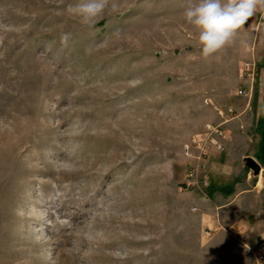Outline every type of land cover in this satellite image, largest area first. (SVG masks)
<instances>
[{
	"label": "rangeland",
	"instance_id": "374dc122",
	"mask_svg": "<svg viewBox=\"0 0 264 264\" xmlns=\"http://www.w3.org/2000/svg\"><path fill=\"white\" fill-rule=\"evenodd\" d=\"M75 3L0 0V264H255L228 223L200 221L182 148L220 122L214 106L241 111L262 15L205 60L189 0H110L117 9L91 26L66 13ZM240 118L223 125L235 140L222 153L258 185H239L250 192L227 212L249 215L238 226L252 247L264 234V135L238 151L253 138L251 110Z\"/></svg>",
	"mask_w": 264,
	"mask_h": 264
},
{
	"label": "crops",
	"instance_id": "0c3cea01",
	"mask_svg": "<svg viewBox=\"0 0 264 264\" xmlns=\"http://www.w3.org/2000/svg\"><path fill=\"white\" fill-rule=\"evenodd\" d=\"M259 14L262 15L263 20L257 24L259 31L256 49L259 62L258 79L246 85L248 97L239 96L244 98L245 101L243 104H239L238 109L241 111L237 112L238 115L234 119L238 128L244 127L246 123L240 116L246 110H251L249 125L253 129V138L243 140V145L236 147L238 151L257 150L264 135V12L259 11ZM234 140L229 135L222 138L223 148L220 151L210 147L213 148L212 156L207 158L202 169L198 167L197 160L190 158L192 178L187 180L186 185L189 187L192 185L194 188L191 191L195 203L194 210L205 226L217 230L228 223V228L235 227L245 232L241 227L245 229L250 225L249 215L245 212L235 211V209L230 212L232 214L230 215L227 209L236 204L240 195L250 192L249 188L240 187L239 185H258V182L256 184L252 182L250 172L242 176L240 168L233 165L235 157L230 156L227 152L222 153L225 147L232 148L234 146ZM254 159H256L255 156ZM205 175H207L208 183L211 185L209 190L204 188L203 178ZM234 211L235 213H232ZM206 233L208 234V231Z\"/></svg>",
	"mask_w": 264,
	"mask_h": 264
},
{
	"label": "clouds",
	"instance_id": "9594fccd",
	"mask_svg": "<svg viewBox=\"0 0 264 264\" xmlns=\"http://www.w3.org/2000/svg\"><path fill=\"white\" fill-rule=\"evenodd\" d=\"M109 5L110 0H77L65 11L78 17L81 24L91 26ZM110 7L115 11L118 5L111 3ZM257 11L264 12V0H189L183 15L197 30L201 56L207 60L230 46ZM68 38L67 34L62 36L64 42Z\"/></svg>",
	"mask_w": 264,
	"mask_h": 264
},
{
	"label": "built area",
	"instance_id": "2783aa9c",
	"mask_svg": "<svg viewBox=\"0 0 264 264\" xmlns=\"http://www.w3.org/2000/svg\"><path fill=\"white\" fill-rule=\"evenodd\" d=\"M248 29H254L251 19L245 24ZM257 76V67L253 60L242 63L240 68V79L242 81L241 87L238 89V95L242 97H248L247 87L248 83H253ZM214 111L220 118V122L217 124H207L201 135L191 137L183 145V153L186 157L197 160L198 167L201 169L204 167L208 152L207 149L214 147L219 151L222 150L221 139L225 137L223 125L229 123L237 117V111L232 107L220 108L214 106ZM189 179L192 178V171L188 174ZM204 185H208L207 175L203 178ZM229 236L236 241L243 248V253L252 256L255 264L264 262V234L259 237H255L251 242L254 243L250 247L248 242V236L245 232L239 228L229 227L227 228Z\"/></svg>",
	"mask_w": 264,
	"mask_h": 264
},
{
	"label": "water",
	"instance_id": "95a60500",
	"mask_svg": "<svg viewBox=\"0 0 264 264\" xmlns=\"http://www.w3.org/2000/svg\"><path fill=\"white\" fill-rule=\"evenodd\" d=\"M245 166L250 169L253 175H258L260 172V166L255 162V160L251 157H245Z\"/></svg>",
	"mask_w": 264,
	"mask_h": 264
}]
</instances>
